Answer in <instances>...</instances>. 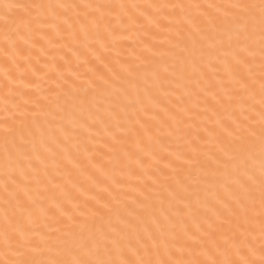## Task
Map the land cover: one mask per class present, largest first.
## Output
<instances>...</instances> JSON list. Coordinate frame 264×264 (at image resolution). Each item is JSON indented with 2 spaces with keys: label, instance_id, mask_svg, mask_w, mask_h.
I'll return each mask as SVG.
<instances>
[{
  "label": "snow or ice",
  "instance_id": "6c2138e0",
  "mask_svg": "<svg viewBox=\"0 0 264 264\" xmlns=\"http://www.w3.org/2000/svg\"><path fill=\"white\" fill-rule=\"evenodd\" d=\"M0 264H264V0H0Z\"/></svg>",
  "mask_w": 264,
  "mask_h": 264
}]
</instances>
